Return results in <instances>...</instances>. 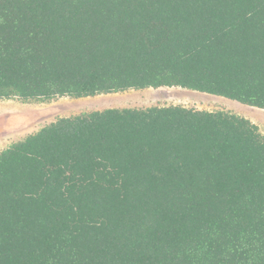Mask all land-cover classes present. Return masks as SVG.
Segmentation results:
<instances>
[{"label":"trees","instance_id":"1","mask_svg":"<svg viewBox=\"0 0 264 264\" xmlns=\"http://www.w3.org/2000/svg\"><path fill=\"white\" fill-rule=\"evenodd\" d=\"M160 88L264 111V0H0V101ZM0 264H264V135L173 105L58 118L0 150Z\"/></svg>","mask_w":264,"mask_h":264},{"label":"rangeland","instance_id":"2","mask_svg":"<svg viewBox=\"0 0 264 264\" xmlns=\"http://www.w3.org/2000/svg\"><path fill=\"white\" fill-rule=\"evenodd\" d=\"M184 106L202 111L225 112L250 120L264 135V111L225 98L180 88L130 90L89 98H60L45 103L0 101V150L22 140L58 118L104 109Z\"/></svg>","mask_w":264,"mask_h":264}]
</instances>
